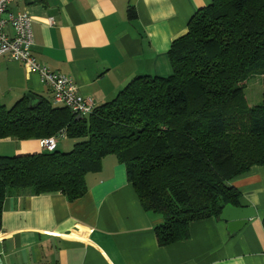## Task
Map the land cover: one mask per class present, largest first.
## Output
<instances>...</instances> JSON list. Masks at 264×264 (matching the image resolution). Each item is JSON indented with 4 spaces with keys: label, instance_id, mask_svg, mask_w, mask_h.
<instances>
[{
    "label": "trees",
    "instance_id": "trees-1",
    "mask_svg": "<svg viewBox=\"0 0 264 264\" xmlns=\"http://www.w3.org/2000/svg\"><path fill=\"white\" fill-rule=\"evenodd\" d=\"M169 59L170 76L136 77L81 120L40 96L0 105V139L43 140L65 130L80 140L70 152L0 156V230L9 192L77 200L108 156L126 166L144 210L163 218L160 246L187 240L192 222L220 219L227 204L240 207L229 182L264 166V90L255 106L245 92L257 74L264 88V0L201 8Z\"/></svg>",
    "mask_w": 264,
    "mask_h": 264
},
{
    "label": "crops",
    "instance_id": "crops-1",
    "mask_svg": "<svg viewBox=\"0 0 264 264\" xmlns=\"http://www.w3.org/2000/svg\"><path fill=\"white\" fill-rule=\"evenodd\" d=\"M213 1L25 0L11 10L30 13L38 61L73 77L79 92L99 106L136 77L170 76L174 40ZM27 94L54 104L39 74L1 56L0 105L11 108ZM79 141L58 138L56 150L70 152ZM43 151L42 140L0 139V156ZM228 185L256 217L237 232L217 218L195 221L187 240L160 246L155 229L163 218L144 210L126 166L108 156L101 171L87 175L88 191L77 200L59 192H9L0 264H264V166Z\"/></svg>",
    "mask_w": 264,
    "mask_h": 264
},
{
    "label": "built area",
    "instance_id": "built-area-1",
    "mask_svg": "<svg viewBox=\"0 0 264 264\" xmlns=\"http://www.w3.org/2000/svg\"><path fill=\"white\" fill-rule=\"evenodd\" d=\"M25 0H0V57L9 56L21 62L31 72L39 74L41 80L52 92L54 105L67 107L82 118L92 114L96 103L90 97L83 96L73 77L53 71L41 64L33 54L34 29L29 12L12 11L11 6ZM50 22L53 24L54 20ZM62 130L56 135L42 140L44 149L52 152L57 148V139L65 138ZM31 264V263H26Z\"/></svg>",
    "mask_w": 264,
    "mask_h": 264
},
{
    "label": "water",
    "instance_id": "water-1",
    "mask_svg": "<svg viewBox=\"0 0 264 264\" xmlns=\"http://www.w3.org/2000/svg\"><path fill=\"white\" fill-rule=\"evenodd\" d=\"M29 99L35 101L37 97L33 94H27ZM82 116L78 115L77 120H81ZM257 216L256 209L254 207H236L232 204H227L222 211L220 220L226 221L229 224V230L239 231L245 226L250 219Z\"/></svg>",
    "mask_w": 264,
    "mask_h": 264
},
{
    "label": "rangeland",
    "instance_id": "rangeland-1",
    "mask_svg": "<svg viewBox=\"0 0 264 264\" xmlns=\"http://www.w3.org/2000/svg\"><path fill=\"white\" fill-rule=\"evenodd\" d=\"M263 90L264 88L262 75L257 74L248 80L245 92L249 105L255 106L261 103Z\"/></svg>",
    "mask_w": 264,
    "mask_h": 264
}]
</instances>
